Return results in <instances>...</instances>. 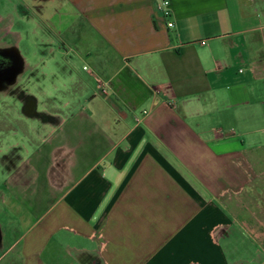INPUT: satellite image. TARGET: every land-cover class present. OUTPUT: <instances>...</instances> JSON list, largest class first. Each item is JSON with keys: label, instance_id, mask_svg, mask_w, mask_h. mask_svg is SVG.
I'll use <instances>...</instances> for the list:
<instances>
[{"label": "crops", "instance_id": "0c3cea01", "mask_svg": "<svg viewBox=\"0 0 264 264\" xmlns=\"http://www.w3.org/2000/svg\"><path fill=\"white\" fill-rule=\"evenodd\" d=\"M158 1L0 0L35 77L0 110V264H230L264 233L263 10Z\"/></svg>", "mask_w": 264, "mask_h": 264}, {"label": "rangeland", "instance_id": "374dc122", "mask_svg": "<svg viewBox=\"0 0 264 264\" xmlns=\"http://www.w3.org/2000/svg\"><path fill=\"white\" fill-rule=\"evenodd\" d=\"M254 3L259 12L262 9L264 13V0H254ZM0 12H2V10H0ZM5 26L6 22L0 23V48H7V45L9 46L10 43H12L11 41H13L12 38L10 39V35L6 37L4 33ZM20 30L22 34H18L15 36V40H18L20 38V35L22 37V42L17 47V50L22 58L26 56L30 58L32 56L31 45L26 43V33L29 30V26L23 25L21 29L19 28V31ZM23 60L26 62V59L23 58ZM78 66L80 67V65L76 63V68H78ZM24 67L26 66L24 65ZM33 79H35V77L31 75V72L27 73L26 70V72H24L23 75L19 78V85L21 86V88L23 87L27 90V86H31L33 83H35ZM4 107L5 106L0 107V110L4 112L2 113L3 115H6ZM31 111V108H29V113H31ZM6 152L8 153L7 150ZM7 153L6 155L8 156ZM262 153H264V149L260 150V154ZM257 174V184L261 185V183H264V166L258 169ZM258 192L259 197L257 210L262 211V213L258 215V218H256V220L259 224V227L264 228V184L261 187L259 186ZM243 217L244 215H242V218ZM237 225H235L231 230L229 229L231 236L227 240H225L227 242H225L224 244L221 241L220 243L221 249L225 254L227 262L230 264H264V233H261L260 231H257V233L254 234L252 233L253 235L243 233V231L238 230ZM243 227L246 229V224H243Z\"/></svg>", "mask_w": 264, "mask_h": 264}, {"label": "flooded vegetation", "instance_id": "af4514ba", "mask_svg": "<svg viewBox=\"0 0 264 264\" xmlns=\"http://www.w3.org/2000/svg\"><path fill=\"white\" fill-rule=\"evenodd\" d=\"M24 60L15 46L0 48V106H5L6 116L11 118L14 115V107L21 102L23 112L29 113L32 97L25 94L19 85V78L26 72ZM7 136L10 129H6ZM8 153L11 148L8 145Z\"/></svg>", "mask_w": 264, "mask_h": 264}, {"label": "built area", "instance_id": "2783aa9c", "mask_svg": "<svg viewBox=\"0 0 264 264\" xmlns=\"http://www.w3.org/2000/svg\"><path fill=\"white\" fill-rule=\"evenodd\" d=\"M155 9L157 12H159L162 17L167 21L166 27L167 28H173V22L169 21L171 18V9L169 7V2L167 0H160L155 4ZM146 114V113H144Z\"/></svg>", "mask_w": 264, "mask_h": 264}]
</instances>
